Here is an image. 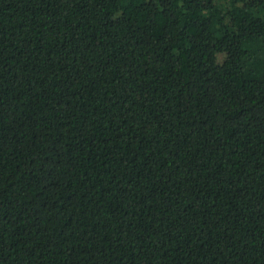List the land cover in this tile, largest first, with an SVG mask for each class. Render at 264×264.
Segmentation results:
<instances>
[{
  "label": "trees",
  "instance_id": "1",
  "mask_svg": "<svg viewBox=\"0 0 264 264\" xmlns=\"http://www.w3.org/2000/svg\"><path fill=\"white\" fill-rule=\"evenodd\" d=\"M0 264H264V0H0Z\"/></svg>",
  "mask_w": 264,
  "mask_h": 264
}]
</instances>
